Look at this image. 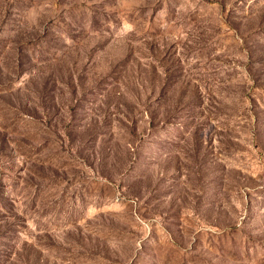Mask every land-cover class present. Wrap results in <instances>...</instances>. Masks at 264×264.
Listing matches in <instances>:
<instances>
[{
  "label": "rangeland",
  "instance_id": "1",
  "mask_svg": "<svg viewBox=\"0 0 264 264\" xmlns=\"http://www.w3.org/2000/svg\"><path fill=\"white\" fill-rule=\"evenodd\" d=\"M0 264H264V0H0Z\"/></svg>",
  "mask_w": 264,
  "mask_h": 264
}]
</instances>
